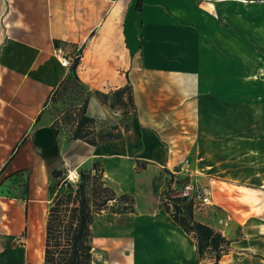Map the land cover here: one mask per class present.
Listing matches in <instances>:
<instances>
[{
  "label": "crops",
  "instance_id": "crops-1",
  "mask_svg": "<svg viewBox=\"0 0 264 264\" xmlns=\"http://www.w3.org/2000/svg\"><path fill=\"white\" fill-rule=\"evenodd\" d=\"M136 6L0 0V264H45L51 172L63 178V169L78 170L98 155L54 133L60 120L49 102L71 73L62 56L77 63L93 125L121 121L111 113L123 106L115 94L131 87L120 157L171 170L175 158L194 153L196 167L185 175L211 195L210 205L193 210L194 220L229 242L219 259L200 255L194 239L156 209L136 215L126 232L92 227L93 264H264V0ZM149 169L161 168H104L103 178L117 196L137 199Z\"/></svg>",
  "mask_w": 264,
  "mask_h": 264
},
{
  "label": "trees",
  "instance_id": "trees-1",
  "mask_svg": "<svg viewBox=\"0 0 264 264\" xmlns=\"http://www.w3.org/2000/svg\"><path fill=\"white\" fill-rule=\"evenodd\" d=\"M136 9L137 11L141 10V0H137ZM76 64L75 61L70 65L71 73L61 87L67 86L65 85L66 81L71 80L75 83L72 85L73 88L80 89L85 94L80 111L77 113L76 125L71 138L80 139L89 145L97 146V141L89 138L93 119L85 115L87 93L85 88L77 81ZM115 95L120 104L125 106V103H128L131 108L133 107L132 91L129 85H125ZM58 132L59 128L54 129L55 134ZM101 140L104 141L106 138H101ZM100 159L95 158L89 167L77 170L78 180L75 185L61 178L63 174L61 170L51 172L56 183L59 182L57 179H63L60 188L64 186L67 191L54 194L52 190L54 181L49 189L51 204L46 223L45 264H93L94 259L90 240L95 215H100L104 210L110 209V206H113V203L117 201L128 202V212L133 211V197H130L129 194L117 196L113 189L107 185L103 178L104 168ZM169 174L172 179V174ZM187 180V178L182 179L180 184L182 186L186 185ZM169 201L174 210L173 213L170 211L169 204L163 210L171 216L185 233L194 239L199 254L211 252L216 259H219L229 242L212 228L196 222L190 203L182 207L179 204L180 199L178 197L169 198Z\"/></svg>",
  "mask_w": 264,
  "mask_h": 264
},
{
  "label": "rangeland",
  "instance_id": "rangeland-1",
  "mask_svg": "<svg viewBox=\"0 0 264 264\" xmlns=\"http://www.w3.org/2000/svg\"><path fill=\"white\" fill-rule=\"evenodd\" d=\"M73 83L74 81L72 82L71 80H68V82L66 81L65 85L67 86L61 88L58 92H55L49 102V109L55 120L57 122L60 120V125L58 126L59 131L65 133L67 140L72 139L71 135L73 133L77 113L80 111L81 104L85 98L84 92H81L80 89L73 88ZM120 109V111L117 108L111 109V113L112 111L114 113L119 112L121 116H124L123 118L120 117L122 118L121 121L118 122L117 116L111 114L112 116H115V119L110 118L104 124L92 125V131L89 138L97 141V146H94L93 149L98 155L89 160V162L81 168H87L90 166L93 159L101 158L100 160L103 168H127L130 166L132 168L140 169H161L158 171L149 169L147 172L143 173V182L146 183L147 186L143 188L142 185V188L140 189V192L142 193L140 195L141 197L139 196L135 199L132 194H129L130 197H133L132 212H128V202L117 201L113 203V206H110V209L104 210L100 215H95L94 226L98 229L95 233L112 235L129 231L136 219V215L139 216L140 213H151L153 210L163 209L167 204H169L170 211L173 213L174 210L169 201V198L173 197H178L180 199L179 204L182 207L190 203L192 210H195L197 213V209L201 206V203L197 197L196 182L193 179V188L191 190H185V185L182 186L180 184V181L184 178L188 179L187 183L189 182V177H187L185 175L186 173H183L182 171L183 161L185 159L188 160L189 168L196 167L197 158L194 153L190 152L186 156L175 158L176 163L171 165V170H167L165 167L158 166L153 162L137 160L138 158L135 156L128 158L120 157L118 153H120L125 146L123 134L127 133L130 129L128 119L130 116L129 111H131L132 108L128 103H125V106H121ZM119 127L121 128L120 131L118 130ZM102 137L106 138L104 141L106 146H104L105 144H103L104 142L101 140ZM127 143L132 142L128 140ZM86 148L87 149L82 150L83 154L88 153V149H90V147ZM120 159H125V162ZM63 170L65 173L63 175L64 181L71 182L75 185L78 180L77 173L75 172L77 169L75 170L71 168V170ZM169 173L172 174V179L170 178ZM52 190L55 194H61V191H67L64 186H62V188L59 187V182H54L52 184ZM116 211L118 212L116 213ZM97 263L101 264V262H96V264Z\"/></svg>",
  "mask_w": 264,
  "mask_h": 264
},
{
  "label": "built area",
  "instance_id": "built-area-1",
  "mask_svg": "<svg viewBox=\"0 0 264 264\" xmlns=\"http://www.w3.org/2000/svg\"><path fill=\"white\" fill-rule=\"evenodd\" d=\"M57 55L59 57L61 56V50L60 51L58 50ZM75 56H77V53L75 54ZM60 64L63 67H69L71 65V60L65 56H62L60 58ZM182 171H183V173H188L190 171L189 162L186 159L182 163ZM77 177H78V175H77ZM184 188H185V190H191L193 188V186L191 183L188 182L184 186ZM196 191H197V197H198L201 204H205V205L211 204V195H210L209 189L196 186ZM263 230H264V227H263Z\"/></svg>",
  "mask_w": 264,
  "mask_h": 264
},
{
  "label": "bare ground",
  "instance_id": "bare-ground-1",
  "mask_svg": "<svg viewBox=\"0 0 264 264\" xmlns=\"http://www.w3.org/2000/svg\"><path fill=\"white\" fill-rule=\"evenodd\" d=\"M264 71V70H263Z\"/></svg>",
  "mask_w": 264,
  "mask_h": 264
}]
</instances>
